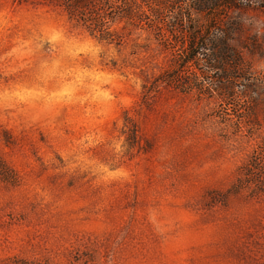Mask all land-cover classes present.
Returning <instances> with one entry per match:
<instances>
[{
    "label": "rangeland",
    "instance_id": "rangeland-1",
    "mask_svg": "<svg viewBox=\"0 0 264 264\" xmlns=\"http://www.w3.org/2000/svg\"><path fill=\"white\" fill-rule=\"evenodd\" d=\"M236 15L264 71V9ZM147 56L0 0V264H264V200L226 193L263 114L247 138L214 100L145 97Z\"/></svg>",
    "mask_w": 264,
    "mask_h": 264
},
{
    "label": "trees",
    "instance_id": "trees-1",
    "mask_svg": "<svg viewBox=\"0 0 264 264\" xmlns=\"http://www.w3.org/2000/svg\"><path fill=\"white\" fill-rule=\"evenodd\" d=\"M22 1L56 7L98 41L118 50L130 45L136 56L147 53L155 67L163 55L168 64L142 85L145 97L165 85L197 100H214L210 116L218 124L247 138L256 134L260 114L264 116V71L246 58L257 39L244 37L246 24L236 13L264 9V0ZM226 193L264 200V133L237 166Z\"/></svg>",
    "mask_w": 264,
    "mask_h": 264
}]
</instances>
